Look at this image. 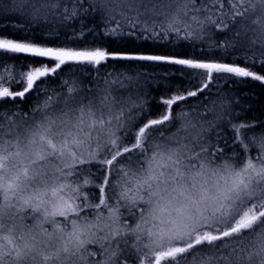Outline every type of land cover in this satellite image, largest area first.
I'll return each instance as SVG.
<instances>
[{
    "label": "snow or ice",
    "instance_id": "obj_1",
    "mask_svg": "<svg viewBox=\"0 0 264 264\" xmlns=\"http://www.w3.org/2000/svg\"><path fill=\"white\" fill-rule=\"evenodd\" d=\"M141 40L158 50L125 47ZM149 77L166 84L155 113ZM249 80L264 84V0H0V262L37 260L19 220L62 245L65 261L57 248L40 264H127L126 251L134 264H264V121L233 122L250 94L221 87ZM223 122L230 141L209 135ZM209 169L214 191L173 215L161 186Z\"/></svg>",
    "mask_w": 264,
    "mask_h": 264
},
{
    "label": "trees",
    "instance_id": "obj_2",
    "mask_svg": "<svg viewBox=\"0 0 264 264\" xmlns=\"http://www.w3.org/2000/svg\"><path fill=\"white\" fill-rule=\"evenodd\" d=\"M15 22V20L13 21ZM91 23V21H89ZM78 26V25H77ZM37 34H39L40 29L35 30ZM139 34V33H137ZM20 35V34H17ZM62 36L70 35L68 32H61ZM224 35L226 34H218L217 39L223 40ZM251 35V33H249ZM91 37L86 36L85 40H89ZM120 45L113 44V48H119ZM128 49H136L139 48L140 51L143 52H149V51H157V47L151 42V41H131L129 44L125 46ZM160 51H167V49H159ZM258 50V49H256ZM28 61L27 57L20 56L19 59L15 60L16 64L26 63ZM11 62V61H10ZM143 63V62H142ZM110 67L115 66L116 69L125 70L129 69V74H135L136 71V64L135 62H109ZM145 68L150 73H156V72H162L167 71L166 68H155V67H149L147 64H145ZM143 70V69H141ZM64 72L68 71V68H64ZM86 72H91L90 68L85 69ZM6 75V73H4ZM82 81L86 87H91L89 83V77L83 76ZM159 79V78H157ZM53 86L56 84V81L51 82ZM168 86L174 90L175 86L184 84V80H182L179 76H173L170 78V80L167 82ZM224 92L233 91L236 93H249L250 95L243 97V99L250 105L249 108H247L242 116L237 117L234 119L233 122L235 123H251L253 121H264V84H261L260 82L256 81H248L246 84L240 85V86H234L231 83L229 84H222L221 85ZM166 91V84L165 83H158L157 80H153L151 77L148 78V83L145 84L141 88V94L147 93L144 98L150 102V107L153 113L157 111V105L155 103V100L159 99L161 95L164 94ZM213 96L209 99H215V89H212ZM43 99V97H40ZM135 98V97H133ZM36 99V96H29L28 102L25 103L24 107H28V103L34 102ZM201 100L204 99V97L200 98ZM194 101L189 100V103H193ZM206 103L208 101H205ZM235 110L237 112L240 111L239 107L234 106ZM209 119H212L209 117ZM172 132L176 131V126H173L171 129ZM220 131L223 133L224 136H226L229 141L231 140L232 133L229 130V126L226 122L220 123L217 128H214L209 135L215 139L216 132ZM261 131L260 128L256 129V132L259 133ZM220 146L223 147V140L219 141ZM253 154H255V150H252ZM94 170V169H93ZM127 258V264H134L135 256L132 254H125L120 257L121 261H124Z\"/></svg>",
    "mask_w": 264,
    "mask_h": 264
},
{
    "label": "clouds",
    "instance_id": "obj_3",
    "mask_svg": "<svg viewBox=\"0 0 264 264\" xmlns=\"http://www.w3.org/2000/svg\"><path fill=\"white\" fill-rule=\"evenodd\" d=\"M216 167V166H213ZM218 179V175H213L212 169L204 172L201 175H196L195 173L189 172L185 175V177L181 179H177L175 181H171L166 185H162L160 189V194L164 198L165 206L169 211H173L174 209L183 208L185 206H190V203L193 199H198L202 189H208L209 192L214 191L215 182ZM151 208L146 210L145 218L148 219L149 223L144 225V227H149L152 223L151 216L149 212ZM158 212V210H157ZM173 215L175 212L173 211ZM103 224V221L101 222ZM10 226L13 227L14 232L13 235L17 238L23 233L24 239H17V243L23 248L25 244L32 248L31 255L37 257L35 262L29 260L26 264H40L39 256L41 253H50L55 251L57 248L60 249V259L61 261L66 260V255L62 250V245L59 240L53 237L52 241L47 242L46 238L43 237L39 230L35 227L31 228L29 231V226L21 225L19 220H15L10 222ZM96 243H101L102 241L97 238V236L91 237ZM51 244L52 247H49L48 244ZM74 251V249H73ZM0 264H14V262L5 259ZM78 264V262H75Z\"/></svg>",
    "mask_w": 264,
    "mask_h": 264
},
{
    "label": "rangeland",
    "instance_id": "obj_4",
    "mask_svg": "<svg viewBox=\"0 0 264 264\" xmlns=\"http://www.w3.org/2000/svg\"><path fill=\"white\" fill-rule=\"evenodd\" d=\"M122 247H123V245H122ZM125 254H132V253H131V251H126ZM225 254H226V252L225 253H221V255H225Z\"/></svg>",
    "mask_w": 264,
    "mask_h": 264
}]
</instances>
